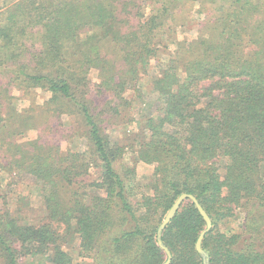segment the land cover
I'll return each instance as SVG.
<instances>
[{
    "label": "trees",
    "instance_id": "obj_1",
    "mask_svg": "<svg viewBox=\"0 0 264 264\" xmlns=\"http://www.w3.org/2000/svg\"><path fill=\"white\" fill-rule=\"evenodd\" d=\"M188 1L187 16L210 12L185 38L171 23ZM65 117L86 149L55 142L75 138ZM0 176V264H78L75 243L90 264H163L158 229L184 193L212 219L210 264H264V0H5ZM23 177L41 189L44 224L9 202ZM205 229L185 202L162 237L171 264H205Z\"/></svg>",
    "mask_w": 264,
    "mask_h": 264
},
{
    "label": "rangeland",
    "instance_id": "obj_2",
    "mask_svg": "<svg viewBox=\"0 0 264 264\" xmlns=\"http://www.w3.org/2000/svg\"><path fill=\"white\" fill-rule=\"evenodd\" d=\"M5 0H0V7L2 6L3 2ZM184 9L183 10H178L177 12V16L174 18V20H172L171 23V29H175V31L173 30V33L176 32V26L180 27L182 25H185L184 28H179L178 30V36L179 37H194V34L196 32V30L198 29V25L204 21V19L206 18V16L208 15V13L210 12L208 8H210L209 6H207L205 8V10H202L204 13L202 14H197L195 16L193 15H188L186 13L188 12H192V11H196L197 10V5L191 1H188L185 5H184ZM158 6L156 5V8ZM148 13H152V10L148 11ZM196 18H198L199 20H196ZM91 79L93 80V82H97V73L96 72H92L91 73ZM148 81L144 82V85H148ZM15 95L18 97V99L21 98V100H23V102H19L17 103V105L20 108H24V106H26V98L27 96H25L23 93L21 92H15ZM32 95L35 96V98L38 99V102H42L44 99H46L47 95H45L43 92H33ZM22 105V106H21ZM142 112L141 115L144 114H148L151 112L152 107H143L141 108ZM65 121V125L67 127V129L69 130V132L66 134V137H69L73 134H75V138L74 140L72 139L71 142H68L65 140L64 141H60V140H55L56 143H59L60 145H62L64 148H69L71 147L74 151L76 150H84L87 148L86 144L84 141L80 140L77 136V134L79 133L77 126L75 125V121L74 119H68L66 118ZM74 125V126H73ZM73 126V127H72ZM113 135L116 139L120 140V142H124V144H128L130 139L127 138L126 136L129 134L127 132V134L125 133L124 129L125 128H114ZM131 129V127L129 128V130ZM117 130V131H116ZM34 134H32L31 136H33ZM31 136H26L23 138H20L24 141H27L29 139V137L31 138ZM36 136V134H35ZM60 141V142H57ZM153 173V168L147 165H143L140 164L138 166V174L140 177V180L144 183H148L149 179L151 177ZM5 189H8V180L1 177L0 176V194L4 193ZM10 194L8 195V199L9 202L12 204L11 206L13 207V209L16 212L19 211H24V203H29L31 206V213H30V222L35 223L36 225H41L44 224L46 222V216H45V210H44V206H43V202H42V197H41V189L36 186L28 177H23L21 179H19V181L10 187ZM24 206V207H23ZM25 219H28L27 216ZM245 219V215L239 214L238 217L236 219H231L229 221L228 224V229L229 231H233L234 233L237 232V229H239V227L242 226V224L244 223ZM78 245L77 243H75V245L73 246L72 249H69V253L76 259V263L78 262V264H90L91 262L87 261H81V259L78 258Z\"/></svg>",
    "mask_w": 264,
    "mask_h": 264
},
{
    "label": "water",
    "instance_id": "obj_3",
    "mask_svg": "<svg viewBox=\"0 0 264 264\" xmlns=\"http://www.w3.org/2000/svg\"><path fill=\"white\" fill-rule=\"evenodd\" d=\"M187 201H191L192 203L195 204L199 213L201 214V216L203 217V219L206 223V229L200 234V236L197 240L196 250L200 255H202L204 257L205 264H210L209 258L207 257V254L203 249V242H204L205 237L212 231L213 222H212V219L210 218V216L208 215V213L206 212V210L203 208V206L200 204V202L196 198V196L191 195V194H187V193L182 194L176 200V202L173 204L171 209L168 211L164 221L162 222V224L160 225V227L158 229V244H159L160 248L163 249L167 255V259L163 264H171L172 259H173L171 251L163 243V239H162L163 233H164L165 229L167 228V226L175 218L177 213L180 211L183 204Z\"/></svg>",
    "mask_w": 264,
    "mask_h": 264
}]
</instances>
